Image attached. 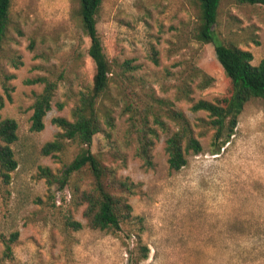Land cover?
Returning a JSON list of instances; mask_svg holds the SVG:
<instances>
[{"label": "rangeland", "instance_id": "374dc122", "mask_svg": "<svg viewBox=\"0 0 264 264\" xmlns=\"http://www.w3.org/2000/svg\"><path fill=\"white\" fill-rule=\"evenodd\" d=\"M78 6V0H12L0 52V113L19 123L12 144L19 163L10 182L0 176V264H264V101L244 105L235 133L215 153L210 116L192 106L228 96L232 84L214 42L194 37L196 0H103L98 15L109 58L136 66L124 74L116 67L100 102L104 130L90 147L119 177L137 184L129 197L131 219L119 231L92 228L73 187L59 196L58 185L48 184L42 167L58 172L82 150L69 140L56 155L42 153L61 130L53 119L73 118L95 73ZM214 29L223 42L251 51L254 64L264 58L263 3L222 0ZM39 76L57 87L44 128L34 131L33 103L45 85L33 81ZM131 91L170 100L190 119L203 150L190 151L186 165L171 169L165 146L177 124L165 116L170 130H160L155 165L146 167L128 135L125 93ZM108 110L113 127L104 121ZM81 178L80 188H88L89 178ZM69 219L83 227L69 226ZM140 244L149 247V256L134 263Z\"/></svg>", "mask_w": 264, "mask_h": 264}, {"label": "trees", "instance_id": "16d2710c", "mask_svg": "<svg viewBox=\"0 0 264 264\" xmlns=\"http://www.w3.org/2000/svg\"><path fill=\"white\" fill-rule=\"evenodd\" d=\"M234 1L264 4V0ZM78 2L77 13L90 40L87 51L95 63L93 83L82 90L78 104L73 109L72 119L63 116L54 117L53 121L61 130L53 140L44 143L42 153L56 155L65 148L69 140L77 142L82 150L58 172H53L47 166L42 167V171L49 185L57 184V189L69 192L66 186L73 187L74 197L78 195V203L85 206L84 216L90 227L119 231L132 217L133 207L129 197L136 193L137 184L129 178L119 177L116 170L106 165L90 147L94 136L104 130L100 113L102 98L107 94L119 72L124 74L136 66H132L130 60L117 63L106 53L98 29V15L103 0H78ZM221 2L222 0H196L198 22L194 32L197 40L214 42L217 58L232 84V91L228 96L216 102L201 99L192 106L193 110L207 111L210 116L208 122L205 119L202 121L211 124L215 129L214 140L217 145L215 153H219L235 133L238 116L244 105L253 98H261L264 101V58L258 64H254L251 51L235 44H227L216 36L214 26L218 21ZM11 7L12 0H0V52L8 37ZM153 60L158 63V56L154 55ZM116 67H119V72ZM206 79L211 80L209 77ZM33 81L45 83L43 90L36 95L31 116V129L40 131L44 128V118L52 107L57 82L46 76H39ZM4 83L10 95L9 86L6 81ZM4 103V98L0 94V106H4ZM125 112L128 113V135L135 145V154L146 167L155 165L153 147L160 130H170L165 116L177 124V130L166 139L165 146L171 169L179 170L186 165L190 151L198 154L203 150L200 139L194 134L190 119L183 111L174 108L170 100L153 95H150V99H146L141 92H127ZM104 121L110 127L115 125L114 117L109 110L105 113ZM18 128L19 123L15 118L2 117L0 113V176L6 182H10L12 172L19 163L12 146L18 139ZM83 176L89 178V186L81 189L80 181ZM67 224L75 229L83 227L82 222L73 219H69ZM138 237L140 238L139 233ZM7 248L11 250V245L7 244ZM149 251L147 245L140 244L137 254L133 253V262L139 263L140 260L148 258Z\"/></svg>", "mask_w": 264, "mask_h": 264}, {"label": "built area", "instance_id": "2783aa9c", "mask_svg": "<svg viewBox=\"0 0 264 264\" xmlns=\"http://www.w3.org/2000/svg\"><path fill=\"white\" fill-rule=\"evenodd\" d=\"M57 191H58V192H56V194H59V196H60V193H61L60 191H61V190L58 189ZM70 196H71V195H70ZM57 202H58V203H61V199H60V197L57 199Z\"/></svg>", "mask_w": 264, "mask_h": 264}]
</instances>
